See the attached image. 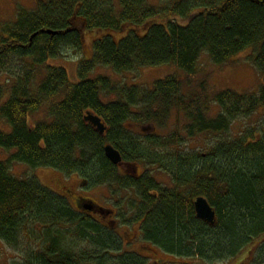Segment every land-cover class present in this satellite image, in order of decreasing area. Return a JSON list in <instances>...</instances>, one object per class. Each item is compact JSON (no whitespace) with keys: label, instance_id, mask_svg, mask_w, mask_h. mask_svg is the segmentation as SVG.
I'll list each match as a JSON object with an SVG mask.
<instances>
[{"label":"trees","instance_id":"1","mask_svg":"<svg viewBox=\"0 0 264 264\" xmlns=\"http://www.w3.org/2000/svg\"><path fill=\"white\" fill-rule=\"evenodd\" d=\"M85 31L96 35L94 53L81 59L79 80L73 83L65 68L49 62L67 48L82 54ZM250 48L249 60L264 79V0H160L157 5L149 0H40L33 10L21 9L16 21L0 29V123L11 126L10 132L0 129V147L16 150L0 160V239L19 247L25 235L34 236L41 252H33L29 264H139L130 258L114 261V251H108L118 250L120 240L37 177H15L11 162H18L78 175L94 186H139L146 231L171 248L182 250L190 243L196 264L239 252L251 255L264 239V126L258 134L250 127L233 134V127L264 110V81L257 93L226 89L210 95L207 81L186 93L176 75L157 80L151 89L93 76L98 65L124 73L172 64L190 76L191 84L203 53L215 65H225ZM46 104L52 121L30 127L28 115ZM212 104L219 108L216 118L210 116ZM88 110L109 127L104 135L84 121ZM174 112L189 120L187 135L177 131L142 140L129 129V120L164 123ZM227 132L230 136L208 152L182 151L199 134ZM108 143L124 161L157 164L174 187L149 174L143 181L127 179L105 157ZM156 190L158 197L148 195ZM199 196L215 209L214 226L197 218L193 205ZM75 232L95 247L92 257L77 259L76 253L63 251L67 234Z\"/></svg>","mask_w":264,"mask_h":264},{"label":"rangeland","instance_id":"2","mask_svg":"<svg viewBox=\"0 0 264 264\" xmlns=\"http://www.w3.org/2000/svg\"><path fill=\"white\" fill-rule=\"evenodd\" d=\"M40 0H0V29L1 26L5 23L14 22L17 19L18 12L21 9L33 10L36 8L37 3ZM150 3L157 5L160 0H149ZM181 23V22H180ZM98 34V33H96ZM115 35L120 36L115 33ZM96 35L94 31H85L84 33V50L82 54H78L76 51L67 48L63 51V54L57 59L50 60V64L55 66H61L66 69L70 80L73 83H77L78 78V69L80 66V61L86 56L88 60V56H92L93 51V43ZM253 53L254 49L250 48L243 52L242 54L235 56L231 59V61L225 65H215L207 52L203 53L200 59V68L195 76L191 77V84L188 82V74L184 71L178 69L175 65L167 64L156 67H147L140 68L132 72H124V73H116L111 68L96 66L93 71V76L105 75L110 77L113 82L117 86L129 87L137 86L141 89H151L154 83L157 80L164 79L169 75L178 76L185 85L184 90L186 93L191 91L192 89L197 88L200 80L207 81L209 94L213 95L219 91L231 89L234 91H238L240 93H257L260 86L262 85L264 79L262 74L257 70L254 64L249 60V52ZM190 80V79H189ZM104 94V93H103ZM114 99L116 98V93H114ZM60 99V98H58ZM110 99V98H106ZM52 99L47 102L49 104ZM55 101V100H54ZM57 101V100H56ZM43 106L37 112H34L28 115L29 125L30 127L39 122H51L52 118L49 117L50 111H48V105ZM219 113V108L217 105L212 104L210 109L211 118H216ZM169 116V120H166L162 123V128L157 125V122L147 123L141 121H133L129 120L130 127L129 129L133 131V133L137 134L142 140L145 139L147 135L153 137L154 135H163V137L172 135L177 131L182 135H187L185 131L186 124L189 123L185 114L176 115V113H171ZM180 121L179 124L177 121ZM154 127H151V126ZM262 126H264V110H260L253 114L251 117L244 118L238 120L236 125L233 127L234 133H241L247 128H253L255 132L258 134L261 131ZM151 127V128H149ZM165 127V128H164ZM0 129L6 132L11 131V126L7 124L6 121H1ZM145 130V131H144ZM161 130V134H160ZM144 131V132H143ZM231 132H227V134L219 133V134H199L195 140H190L188 148L182 147V151L195 150L198 153H205L210 151L217 143V141H221L225 138L226 135L230 136ZM176 147H174L175 149ZM168 151H171L169 149ZM16 150H6L0 147V160L6 161L13 155ZM11 171L12 174L19 179H27L29 177H37L38 180L42 183L43 186L52 190L54 193H57V187L55 185V179L60 182H66L71 186L72 189H75L79 186L81 191L88 198L93 199L97 204L102 205L106 208H111L112 206L118 211L119 218H127V214L125 210L136 209L137 198L131 195L130 190L125 187H120L115 184H110V187L105 186H97L91 185L88 182L85 184L81 181L78 175H64L62 171L52 169L49 167L43 168H31L27 164L11 162ZM134 166L139 170L140 167L144 172H149L151 177H155L157 181L166 187L173 188L174 183L170 177L166 174L159 173L157 164H147L140 163L131 166ZM154 166V167H153ZM153 168V169H152ZM155 168V169H154ZM156 171V172H155ZM154 173L153 176L150 173ZM168 174V173H167ZM81 183V185L79 184ZM83 183V184H82ZM168 185H167V184ZM98 187V188H97ZM96 219V216H94ZM44 230V229H43ZM106 234V233H105ZM52 235V234H51ZM22 244L19 247L10 246L6 242L0 240V264H29L28 261L31 259V254L35 251L39 254L41 252V244H35L34 236H31L27 239L26 235L23 237ZM37 238H39L37 236ZM57 238V236H54ZM30 239V240H29ZM66 239L69 243L63 244V251L75 254L77 259H80L81 256L91 257L92 250L90 247V243L87 241H83L77 235V232L67 234ZM43 241V240H42ZM44 243V242H43ZM46 244V243H45ZM260 247L256 249H252L251 256L246 257V264H264V257L261 258L260 254L264 252V239L260 242ZM68 246V247H66ZM120 246V245H119ZM44 250V248H43ZM120 250V249H119ZM258 250V251H257ZM257 251V252H256ZM115 254V252H113ZM260 253V254H259ZM114 261H116L114 259ZM220 261V260H218ZM262 261V262H260ZM118 264V263H115ZM223 264V263H222ZM244 264V263H243Z\"/></svg>","mask_w":264,"mask_h":264},{"label":"flooded vegetation","instance_id":"3","mask_svg":"<svg viewBox=\"0 0 264 264\" xmlns=\"http://www.w3.org/2000/svg\"><path fill=\"white\" fill-rule=\"evenodd\" d=\"M102 122H103V119H102ZM88 124H91V123H88ZM157 125H159V127L162 128L163 124L162 122L157 121ZM107 128L109 129L108 126ZM160 134H161V130H160ZM154 136L162 137L163 135L157 134ZM133 163L140 164L142 162H130V161L123 160V165L121 167L119 166L117 167H118L119 172H121L124 177H126L129 180L135 179L137 181V180L142 179L145 176L144 175L145 172L144 170L141 169V167L139 170L135 166L134 168L133 167L131 168ZM158 172L166 174L159 170ZM143 180L144 179H142V181ZM79 184L81 185V183ZM55 185L57 187V194L60 197H62V199L65 200V202L69 206L75 208L80 213L90 215L94 221L98 222L103 227L106 233L111 234L112 237L116 236L120 240L119 242L117 241L115 242L116 245L118 246L120 245L119 246L120 250L111 248L108 251L109 254L112 251L115 252V254L112 253V256H110L112 257V259L130 258L132 260H136L137 262H139V264L140 263L141 264H196L194 261L190 243L187 245V248H183L182 250L177 249V248H171V246H167L164 242L158 240L157 235L152 236L149 232L146 231L147 228L145 227V221H146L147 214L145 213L142 214V211H141V209L142 210L144 209L143 207L144 206L143 204L144 193L140 192L139 186L134 185V186L125 187L128 190H130L131 195L137 198V202H136L137 207L136 209L134 208V209L125 210V213L127 214V218H124L123 216V218L121 219L119 218L118 211L113 206L111 207L113 210L112 213L107 211L103 214H100L96 211H90V210L81 208L79 206L80 204L79 202L81 200L86 202L85 200H88V198L84 196L79 186L76 187L75 189H72L71 186L69 185V181L68 183H66V182H60L57 179H55ZM106 186L110 187L109 184H107ZM150 194L156 195V197H158L157 190L151 191V193H148V195ZM94 216H96V219H94ZM44 237L46 238V241H47L46 244L50 246L51 241L48 240V235L44 234ZM152 238H155V239L153 240ZM90 247L93 253L95 250V247L91 245ZM243 253L239 252L238 255L235 257L219 259L220 261L216 260L212 262V264H222V263L223 264H243V263L246 264L245 262L246 257L250 253L248 252H243ZM91 257H92V254H91ZM201 264H208V262L202 260Z\"/></svg>","mask_w":264,"mask_h":264},{"label":"water","instance_id":"4","mask_svg":"<svg viewBox=\"0 0 264 264\" xmlns=\"http://www.w3.org/2000/svg\"><path fill=\"white\" fill-rule=\"evenodd\" d=\"M84 119L87 123H91L100 134H105L107 131V127L102 122V119L92 111H87ZM105 154L114 165H122L123 158L121 152L111 144L105 146ZM96 207L93 202L85 205V208L90 211H95ZM195 209L198 218L206 221L210 225L217 223L216 212L206 198L198 197L195 201ZM103 210L99 209V212L102 213Z\"/></svg>","mask_w":264,"mask_h":264},{"label":"bare ground","instance_id":"5","mask_svg":"<svg viewBox=\"0 0 264 264\" xmlns=\"http://www.w3.org/2000/svg\"><path fill=\"white\" fill-rule=\"evenodd\" d=\"M51 34L54 35V34H58V33H57V32H52ZM208 90H209V89H208ZM88 111H90V110H88ZM104 125H105V124H104ZM105 126H106V125H105ZM93 127H94V126H93ZM106 127H107V126H106ZM94 128H95V127H94ZM95 129H96V128H95ZM107 130H108V128H107ZM96 131H97V129H96ZM97 132H98V131H97ZM98 133H99V132H98ZM105 133H106V132H105ZM101 135H104V134H101ZM108 144H109V143H108ZM108 144H106V145H108ZM106 145H105V146H106ZM111 145H112V144H111ZM105 146H104V152H105ZM112 146H113V145H112ZM105 157H107L106 154H105ZM107 159H108V158H107ZM108 160H109V159H108ZM109 161H110V160H109ZM110 162H111V161H110ZM111 163H112V162H111ZM112 164H113V163H112ZM113 165H114V164H113ZM122 165H123V161H122ZM122 165H121V166H122ZM115 166H117V165H115ZM121 166H119V167H121ZM153 167H154V166H153ZM152 169H153V168H152ZM154 169H155V168H154ZM155 172H156V171H155ZM145 173H146V172H145ZM150 173L152 174V172H150ZM153 174H154V173H153ZM153 174H152V176H153ZM100 186H101V185H100ZM98 187H99V186H98ZM98 187H97V188H98ZM199 197H202V196H199ZM197 198H198V197H197ZM197 198L194 199V205H193L194 207H195V201L197 200ZM204 198H205V197H204ZM209 204H210V203H209ZM210 205H211V204H210ZM213 209H214V208H213ZM214 210H215V209H214ZM215 212H216V211H215ZM195 213H196V209H195ZM196 216H197V213H196ZM216 217H217V215H216ZM197 218H198V217H197ZM198 219H200V218H198ZM200 220H202V219H200ZM203 221H204V220H203ZM205 222H206V221H205ZM206 223H207V222H206ZM212 226H214V225H212Z\"/></svg>","mask_w":264,"mask_h":264}]
</instances>
